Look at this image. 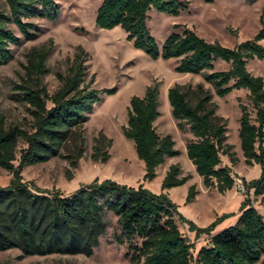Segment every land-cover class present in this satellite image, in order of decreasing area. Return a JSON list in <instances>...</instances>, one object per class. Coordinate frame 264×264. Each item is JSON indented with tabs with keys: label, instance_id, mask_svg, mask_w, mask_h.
<instances>
[{
	"label": "trees",
	"instance_id": "1",
	"mask_svg": "<svg viewBox=\"0 0 264 264\" xmlns=\"http://www.w3.org/2000/svg\"><path fill=\"white\" fill-rule=\"evenodd\" d=\"M0 5V66L13 58L11 45L20 42L15 25L27 39L37 35L33 17L56 18L57 0H4ZM252 1V0H251ZM184 0H102L95 23L101 28L121 26L135 47L145 50L153 59L177 58L175 70L201 75L215 94L223 97L234 89L248 90L255 116L244 103H239V136L248 164L261 165L258 178L242 177L245 193L261 196L264 203V78L248 69V61L264 58V26L251 38L234 47L220 41H209L193 29L173 31L159 47L148 25L152 8L178 14ZM263 17L261 16V21ZM175 26H178L176 24ZM54 41L32 49L27 54L26 78L18 84L14 98L28 105L32 117L29 128L9 125L0 112V166L12 174L7 186L0 185V251L18 249V258L30 255L83 254L92 256L106 232L107 214L117 217L120 232L115 242L128 243L127 257L131 264H264V216L246 197L237 220L224 229L211 233L228 214L210 225L201 227L179 212L177 204L165 189L185 184L190 175H181V166L172 163L155 193L143 183L137 186L111 178L93 179L68 195L49 190L23 179V168L43 163L61 155L70 141H78L75 155H68L72 166L83 156V126L101 100V92L88 77L89 51L76 47L64 73H58L60 84L50 93L44 82L49 72L47 59ZM223 61L227 69H216ZM155 79L143 96L132 95L127 124L123 134L133 140L137 156L144 162V179L156 177L157 167L167 156H176V141L171 134L161 135L155 121L160 116L159 85ZM172 115L180 129L186 128L192 138L186 143L188 158L195 165L206 187L224 193L233 188L236 176L231 168L221 165L222 154L236 161L233 145L228 142L227 119L217 113L213 92L203 82L175 83L168 89ZM25 147L17 150L20 141ZM112 139L103 132L95 137L92 157L105 162ZM18 160L17 163L15 161ZM198 190L191 184L187 202L195 200ZM189 225L196 236L210 234V241L193 252L194 244L180 230L177 219Z\"/></svg>",
	"mask_w": 264,
	"mask_h": 264
},
{
	"label": "rangeland",
	"instance_id": "2",
	"mask_svg": "<svg viewBox=\"0 0 264 264\" xmlns=\"http://www.w3.org/2000/svg\"><path fill=\"white\" fill-rule=\"evenodd\" d=\"M187 5L178 14H171L152 8L149 12L148 25L159 47L173 31L182 32L185 27L193 29L198 35L209 41L218 40L223 45L234 47L239 42L251 39L264 26V0H184ZM59 11L56 18L33 17L29 20L37 26V35L33 39L25 38L19 29L12 25L21 40L11 45L13 58L0 66V112L6 117L9 125H19L29 128L31 115L28 105L17 101V85L23 83L27 54L35 48L47 44L53 39L54 44L47 59L49 72L44 76V82L50 93L59 84L58 73H64L68 59H72L76 47L81 44L90 53L87 61L88 77H94L93 87L102 90L115 88L114 92H101V100L95 104L88 120L83 126V156L78 159L77 166H72L68 155H75L78 141H70L62 149L61 155L50 160L27 165L23 168V179L52 191L58 190L68 195L90 183L93 179L111 178L121 183L137 186L143 183L155 193L162 191V180L172 163L181 166V175H190L188 181L180 186L165 189L170 198L177 204L179 212L198 226L210 225L223 214H228L220 221L211 233L224 229L227 224L235 222L240 214V206L246 197L264 216V203L261 196L250 195L240 191L234 185L224 193L214 187H206L202 177L196 172L195 165L188 158L186 143L192 138L186 128L182 130L172 115V107L168 99V89L175 83L203 82L213 92V100L217 103V113L227 119L228 142L233 145L236 161L227 154L221 155V165L229 166L236 178L246 180L258 178L261 165L248 164L241 148L239 136V103L247 105L252 117L254 109L246 89H234L220 97L215 94L210 83L205 82L201 75L180 73L175 70L177 58L153 59L143 49L134 46L126 37L121 26L101 28L95 23L96 11L102 0H57ZM0 5L8 9L4 0ZM261 16L263 20L261 21ZM178 24V26H175ZM264 45V41L262 42ZM248 69L255 75L264 78V58H253L248 61ZM216 69H227L228 64L218 61ZM157 79L159 85L160 116L155 121L157 131L161 135L171 134L176 141L175 148L179 150L176 156H167L165 162L157 167L156 177L144 179V162L137 156L132 139L123 134V126L127 124L128 108L132 95L143 96L146 87ZM103 132L112 139L107 147L110 157L101 162L92 157L95 137ZM264 145V144H263ZM25 142L20 141V149ZM18 160L15 161L17 163ZM12 174L0 166V185L7 186ZM195 184L198 190L195 200L186 201L188 189ZM108 226L100 238V244L92 256L83 254H49L30 255L18 258L20 251L10 249L0 251V264H131L127 257L128 243L115 242V233L120 232L117 217L107 214ZM180 230L194 244L193 252L210 241V234L196 236L189 229L188 223L177 219Z\"/></svg>",
	"mask_w": 264,
	"mask_h": 264
},
{
	"label": "built area",
	"instance_id": "3",
	"mask_svg": "<svg viewBox=\"0 0 264 264\" xmlns=\"http://www.w3.org/2000/svg\"><path fill=\"white\" fill-rule=\"evenodd\" d=\"M234 179H235L234 185L236 186V188L239 189L240 191H245V187H244V183H243L242 178L241 177H239V178L234 177Z\"/></svg>",
	"mask_w": 264,
	"mask_h": 264
},
{
	"label": "crops",
	"instance_id": "4",
	"mask_svg": "<svg viewBox=\"0 0 264 264\" xmlns=\"http://www.w3.org/2000/svg\"><path fill=\"white\" fill-rule=\"evenodd\" d=\"M236 220H237V219H236ZM236 220H235V221H236ZM233 223H234V222H233ZM233 223L227 224V226H228V225H231V224H233Z\"/></svg>",
	"mask_w": 264,
	"mask_h": 264
}]
</instances>
